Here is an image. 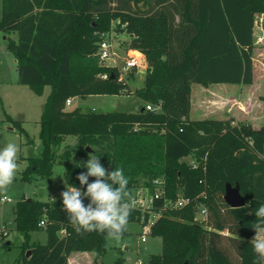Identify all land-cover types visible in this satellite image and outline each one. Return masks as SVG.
Returning a JSON list of instances; mask_svg holds the SVG:
<instances>
[{
    "label": "trees",
    "instance_id": "1",
    "mask_svg": "<svg viewBox=\"0 0 264 264\" xmlns=\"http://www.w3.org/2000/svg\"><path fill=\"white\" fill-rule=\"evenodd\" d=\"M263 14L264 0H1L0 31L17 35L16 43L8 38L7 44L17 83L36 96L49 88L39 121L41 152L24 159L22 181L49 179L59 162L67 187H80L76 176L83 170L71 158L89 155L88 148L109 171L124 169L130 223L151 217L134 208L132 199L139 189L153 195L156 180L162 182L163 197L154 201L153 211L164 199L189 200L154 221L147 235L160 238L162 249L147 264H257L251 239L253 213L264 204V126L253 130L229 119L191 120L189 115L192 85L252 84L254 20ZM114 21L125 26L128 49L143 53L150 67L135 96L159 112L146 111L143 104L135 113L65 108L75 97L123 94L116 71L97 57L99 36ZM6 121L24 133L19 123L8 116ZM68 137L75 140V151L65 144L58 154ZM226 185L238 187L243 207L224 203ZM199 206L207 211L203 221L196 220ZM13 213L23 238L13 264H68L76 252L92 253L93 264H100L105 236L77 234L61 199H23ZM41 229L45 245L31 241Z\"/></svg>",
    "mask_w": 264,
    "mask_h": 264
},
{
    "label": "rangeland",
    "instance_id": "2",
    "mask_svg": "<svg viewBox=\"0 0 264 264\" xmlns=\"http://www.w3.org/2000/svg\"><path fill=\"white\" fill-rule=\"evenodd\" d=\"M0 15H1V0H0ZM254 47L252 53V73L255 84L259 87L264 80V17L255 16L253 28ZM8 38L13 43L17 42L16 33L6 35L0 31V148L8 142H14L19 145L18 153V170L13 185L7 192H0V228L6 230V235L0 242V264H13L20 255V246L23 243V238L15 230L14 225V207L23 199H34L41 202H50L61 199V192L68 188L65 184L63 173L65 167L61 163H56L53 167L52 175L49 179H37L31 183L22 181V173L26 168L25 158L38 157L41 152V143L39 140V121L43 110V105L46 96L49 94V88H45L42 96H36L28 87L21 86L17 83L16 63L12 52L7 48ZM100 41L109 43L111 51L115 53L114 60H120L138 50L128 49L130 37L125 32V26L119 22H112L108 32L99 36ZM262 41V42H261ZM261 42V43H260ZM146 67L144 71L132 70L123 74L120 84L125 87L122 95L110 96H88L85 98H72V104L68 111L78 109L81 112L95 111L97 113L107 112H126L135 113L140 105H147L139 100L135 93L143 87L145 75L150 69L146 57ZM238 86L218 84L211 85L208 88L200 85H192L191 87V120L202 119L203 116L195 115L201 110L204 105L208 108L204 118L216 119L227 116V107L234 105L242 110L244 108L260 107L264 105V92L256 93L253 97L246 94L241 96L239 100ZM231 93L235 99L242 102L234 103L228 98H219ZM249 94V93H248ZM150 105V104H149ZM158 108V106H152ZM244 110V109H243ZM226 112V113H225ZM224 113V114H223ZM6 116L10 117L14 122L19 123L24 133L11 123L6 121ZM227 120V119H226ZM230 120V119H229ZM264 125V119L262 121ZM242 124V123H240ZM67 145L72 152L75 151L76 143L71 137H68L59 149H56L58 154H62L63 145ZM88 155L82 157H72L71 162L78 164L86 161ZM189 160V159H187ZM186 160V161H187ZM83 171L86 169L82 168ZM145 196L146 193L143 191ZM9 199L10 202L2 203L1 199ZM85 204L88 200L85 199ZM142 236L145 241L142 242ZM31 241L41 245L46 243V233L44 230L37 231L31 234ZM10 243L7 247L4 244ZM162 244L158 237L148 236L142 230L139 223H129V229L125 234L124 241L118 246L109 248L106 242L105 252L100 258V264H147V259L151 255L161 253ZM83 254V253H72ZM94 256L92 253H88ZM74 256V255H73ZM93 260H91V264ZM264 264V261H263Z\"/></svg>",
    "mask_w": 264,
    "mask_h": 264
},
{
    "label": "clouds",
    "instance_id": "3",
    "mask_svg": "<svg viewBox=\"0 0 264 264\" xmlns=\"http://www.w3.org/2000/svg\"><path fill=\"white\" fill-rule=\"evenodd\" d=\"M19 151V145L14 142L0 148V192H7L14 183ZM77 165L86 171L76 176L80 187L70 185L61 192L62 210L77 234L84 236L98 232L105 236L109 248L116 247L124 241L129 229L132 212L128 203L131 197L129 178L122 167L106 169L96 154H89L86 161ZM90 177L94 178L91 182ZM253 214L255 235L251 242L259 264L264 261V204H260Z\"/></svg>",
    "mask_w": 264,
    "mask_h": 264
},
{
    "label": "built area",
    "instance_id": "4",
    "mask_svg": "<svg viewBox=\"0 0 264 264\" xmlns=\"http://www.w3.org/2000/svg\"><path fill=\"white\" fill-rule=\"evenodd\" d=\"M114 56H115V53H113L111 51L109 43L106 41H101L99 43V47H98V51H97L98 60L100 61V63H102L103 65H106L107 67H109L110 63L114 64V68H112V69H114L116 71L117 80L119 82H122L123 74H125L126 72H129L132 70H137V71L141 72V71L145 70V67H146L145 59L142 56V54L137 52V51L133 52L132 54H130L129 56H127L125 58H121L120 60H114L113 59ZM101 78L106 79L107 76L103 75V76H101ZM70 105H71V100H67L65 103V108H68ZM144 109L146 111H150V112H159L160 111L159 107L158 108H152V106L149 104L145 105ZM231 125H235V124L231 123ZM186 160L187 159H185V161ZM186 162L193 169L197 168V166H198V164L192 159H189ZM203 170H204V168H203ZM153 184L155 185V190H154L153 195H150L148 190H146V189H139L136 192L134 198L132 199V206L134 208L139 209L143 213L147 212L148 214L151 215V217L148 219V221H145L143 217L140 220V225H141L142 230L145 233V235L148 234V232H149L150 228L152 227L154 221L160 216V214L162 212H164L168 209H180V208L185 207L189 203L188 199H185L181 195H178V197L174 201L164 199L163 206L161 208H159L157 211H153L154 201L163 197L161 180H156L153 182ZM143 191L146 193L147 196H145L143 194ZM1 202L7 203V202H10V200L6 199V198H2ZM206 217H207L206 208L204 206H199L197 208V212H196V220L197 221H203L206 219ZM44 225H45L44 221H41L39 223V226H41V227H44ZM5 235H6V230L3 228H0V242L2 241V238ZM141 241L142 242L145 241V238L143 236L141 238Z\"/></svg>",
    "mask_w": 264,
    "mask_h": 264
},
{
    "label": "crops",
    "instance_id": "5",
    "mask_svg": "<svg viewBox=\"0 0 264 264\" xmlns=\"http://www.w3.org/2000/svg\"><path fill=\"white\" fill-rule=\"evenodd\" d=\"M142 3L139 4V7H141ZM142 11H144V8H141ZM261 17H264L263 15H260ZM254 35V34H253ZM262 42V41H261ZM260 42V43H261ZM255 44V43H254ZM239 90L241 91L239 97L242 98L241 96L243 95H247L249 97H253L254 95H256V93H262L264 92V80L262 82V84L257 87L254 81V78L252 79V84L250 86H238ZM239 91V92H240ZM249 93V94H248ZM231 93L227 92V94L223 95V96H219V98H228V100H232L234 101V103H239L240 105L242 104V102L238 101L237 99L234 98V96L230 95ZM71 104H72V99H71ZM235 105V104H234ZM230 105L229 107H227V116L225 115L224 118L223 117H219L216 118L218 120H228L230 119L232 121L233 124H245V125H249L253 130H259L263 124L262 121L264 119V105L255 108H252V106H250L249 108H244L242 105V110H240L239 108H236L235 106ZM71 106V105H70ZM70 106L68 108H70ZM68 108H66L68 110ZM191 109H193V107H191ZM208 108H206V106H202L201 110L196 112L195 115L198 116H203L202 119H204V116H206V110ZM244 109V110H243ZM191 113V111H190ZM226 113V112H225ZM224 114V113H223ZM200 120V119H198ZM67 139V138H66ZM26 159V158H25ZM9 243V242H8ZM74 255V256H73ZM94 255V254H93ZM91 260H94V256H90V254L88 253H83V254H70L68 256V264H91ZM93 264V263H92Z\"/></svg>",
    "mask_w": 264,
    "mask_h": 264
},
{
    "label": "water",
    "instance_id": "6",
    "mask_svg": "<svg viewBox=\"0 0 264 264\" xmlns=\"http://www.w3.org/2000/svg\"><path fill=\"white\" fill-rule=\"evenodd\" d=\"M109 68H114V64L110 63L109 64ZM111 78H113V74L111 75ZM87 153H91V151L87 148L86 149ZM31 199H27L26 201H30ZM223 201L224 203L231 209H237V208H241L244 206L245 202L244 199L241 197L240 193H239V189L237 186H230V185H226L225 187V193L223 196ZM8 243H6L7 245ZM29 255V252H27L26 256ZM187 264V263H184Z\"/></svg>",
    "mask_w": 264,
    "mask_h": 264
}]
</instances>
